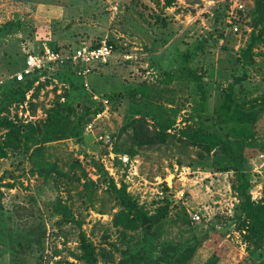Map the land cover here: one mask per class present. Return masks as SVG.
I'll use <instances>...</instances> for the list:
<instances>
[{
    "label": "rangeland",
    "instance_id": "1",
    "mask_svg": "<svg viewBox=\"0 0 264 264\" xmlns=\"http://www.w3.org/2000/svg\"><path fill=\"white\" fill-rule=\"evenodd\" d=\"M257 1L176 0L165 7L162 0H0V119L34 128L28 142L3 147L7 130L0 126V264H81L77 221L97 264H123L121 251L142 233L114 224L119 207L106 176L117 187L125 183L149 211L168 202L149 235L152 261L241 263L247 244L231 188L235 174L216 168L213 150L200 157L188 137L199 121L224 129L220 107L231 92L232 102L254 112L256 145L244 167L251 199L264 196V44L243 56ZM101 40L113 44L114 55L90 74L46 69L22 101L11 93L21 85L13 73L44 43L69 48ZM57 100L76 103L78 115L96 113L82 118L77 135L44 139L42 123ZM133 121L166 133L135 145L129 167L111 161L109 145L97 137L108 134L114 154L129 155ZM180 256L186 259L179 263ZM251 258L264 264V251Z\"/></svg>",
    "mask_w": 264,
    "mask_h": 264
},
{
    "label": "trees",
    "instance_id": "2",
    "mask_svg": "<svg viewBox=\"0 0 264 264\" xmlns=\"http://www.w3.org/2000/svg\"><path fill=\"white\" fill-rule=\"evenodd\" d=\"M176 0H162L165 7H170ZM253 23L252 31L249 35V41L243 51L244 58L248 59L252 56V49L258 43L264 44V2L258 0L256 7L253 9ZM111 43L109 40L107 41ZM50 48L58 50V46H50ZM24 64V61L22 65ZM21 65V66H22ZM20 66V67H21ZM19 67V68H20ZM46 70V69H45ZM37 73L25 78L22 81H16L21 85L13 91L16 93V100L22 101L25 93L32 87L33 82L36 80ZM198 90L201 87L198 84ZM202 93V92H201ZM225 98L220 107V117L226 124L221 132L217 130H209L204 127L202 122H198V127L193 131L188 138L191 144L198 147L201 152L198 153L202 157V151L209 153L213 150L214 157H216L217 169L219 171H233L235 174V182L231 188L238 197V221L241 223L239 230L242 234L244 241L247 244V256L243 257L240 264H256L255 260L251 257L260 255L264 251V196L258 201L251 199L249 193V180L246 176L245 163L248 160V151L250 148L255 147V140L252 138L250 126L254 120V112L243 109L240 104L232 102L231 92H226ZM204 96L202 95L198 106L203 104ZM79 104V103H77ZM76 103L72 101H59L57 100L53 107L47 110L46 119L42 123L41 135L44 139L50 137H57L60 135L71 134L77 135L80 128L82 118L90 114L96 113L94 110H86L84 114L78 115L76 111ZM202 108V107H201ZM88 114V115H87ZM199 117L200 110L197 114ZM72 116H76V120H72ZM133 121L132 126V139L133 142L125 151L129 156L135 154V145L141 146L143 143H154L166 131L155 129L142 130V125L135 124ZM0 126L6 129V138L2 142L3 147L13 145V140L20 144L21 140L28 142L34 136V128L27 126H19L11 120L5 118L0 119ZM143 134V135H142ZM20 145H18L19 147ZM115 150V149H114ZM0 156L4 153L0 150ZM219 156V157H218ZM103 170V168H102ZM107 174V172H103ZM106 184L112 188L116 193V204L119 207L117 214L114 217V224L121 225L123 229L140 228L141 240L136 246H127L122 252L123 264H158L152 261L153 253L152 245L150 244L151 238L149 237L151 230L154 226L158 225L168 212V202L157 205L153 211L147 210L143 205L139 204L136 199L132 198L126 192V184L122 183L119 187L116 186L113 179L106 176ZM10 183L9 186H12ZM1 196V192H0ZM77 226L80 228L78 232V260L81 264H97V255L95 252L94 244L88 239L87 235L81 230V222L77 221ZM186 259L185 256H180L177 261L180 263ZM162 262L168 264L165 257ZM216 258L211 257L207 264H215ZM73 264V263H68Z\"/></svg>",
    "mask_w": 264,
    "mask_h": 264
},
{
    "label": "built area",
    "instance_id": "3",
    "mask_svg": "<svg viewBox=\"0 0 264 264\" xmlns=\"http://www.w3.org/2000/svg\"><path fill=\"white\" fill-rule=\"evenodd\" d=\"M109 10L111 17L115 18L119 10L118 5H111ZM233 29L237 30V27L233 26ZM113 55L114 46L106 40H101L99 42H81L77 46L69 48L63 47L58 50L52 49L44 43L39 51L26 55L24 64L13 73L12 79L22 81L33 73H40L45 69L48 70L59 67H71L77 75H86L90 74L91 71H95L96 68H100L108 63V60ZM88 127H90V125H88ZM97 140L104 145H109L111 150L109 149L108 155L111 161L117 157L123 165H129L130 167L132 160L129 155L114 154L115 152L111 148V138L108 134L98 135ZM109 169L111 173L113 167L110 166ZM191 218L198 220L199 216L194 214Z\"/></svg>",
    "mask_w": 264,
    "mask_h": 264
}]
</instances>
